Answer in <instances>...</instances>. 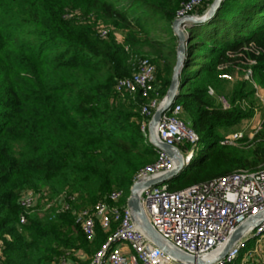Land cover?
Listing matches in <instances>:
<instances>
[{
	"label": "trees",
	"instance_id": "trees-1",
	"mask_svg": "<svg viewBox=\"0 0 264 264\" xmlns=\"http://www.w3.org/2000/svg\"><path fill=\"white\" fill-rule=\"evenodd\" d=\"M187 1L0 0V244L7 264H56L67 252L100 249L102 229L97 226L90 244L76 211L116 188L125 190V203L136 174L157 158L141 130L143 100L117 92L116 85L148 58L165 98L179 45L173 24ZM101 25L109 28L106 37ZM159 27L173 41L168 56L160 50ZM198 27L201 33L190 32L176 103L199 143H219L168 182L172 191L264 164V124L251 151L220 145L225 133L263 110L255 84L264 94V0H225L216 17ZM248 70L252 80L245 78ZM236 74L228 89L231 81L223 76ZM209 88L226 94L231 108L223 110ZM26 190L47 196L21 226L19 197ZM62 196L76 197L70 210H45Z\"/></svg>",
	"mask_w": 264,
	"mask_h": 264
},
{
	"label": "built area",
	"instance_id": "built-area-1",
	"mask_svg": "<svg viewBox=\"0 0 264 264\" xmlns=\"http://www.w3.org/2000/svg\"><path fill=\"white\" fill-rule=\"evenodd\" d=\"M212 1L189 0L183 3L177 11L176 20L189 15L199 16V8ZM107 35V30L101 32L102 37ZM156 73V66L148 58H142L138 60L132 76L119 80L116 85L119 93L149 99L147 104L141 105V130L149 141V123L163 101L155 88ZM252 77V71L248 70L245 78L252 80ZM223 78L232 80L229 75H224ZM255 88L264 112L262 92L256 84ZM208 93L217 99L223 110L231 108L225 95H217L213 88H209ZM150 94H154L155 98L150 99ZM182 116V105L175 103L157 125V136L162 143L180 150L186 168L196 155L200 138ZM245 135V131L234 132L232 138L226 135L221 139L220 145H236L247 138ZM183 146L188 148L184 150ZM155 150L156 160L136 174L134 183L151 180L176 168L175 161L169 155L156 148ZM45 196L46 192L34 190L21 193L19 205L24 211L20 218L21 226L27 223V215L36 208L41 197ZM125 198L124 189H114L93 207L76 211V223L88 241L96 238L97 226L108 232L107 240L88 264H182L159 249L142 231L128 206L129 197L123 203ZM140 199L151 225L168 244L188 256L211 260L222 252L240 226L251 218H261L264 215V164L257 169H241L179 191H172L168 183H165L143 190ZM75 202V196H62L47 205L45 210L55 206L60 212H66ZM251 242H254V247L246 251L241 264L259 263L257 258L264 253V216L261 223L251 227L217 264H237L242 251ZM69 257L70 252L63 254L56 264H71ZM0 264H7L1 244Z\"/></svg>",
	"mask_w": 264,
	"mask_h": 264
},
{
	"label": "water",
	"instance_id": "water-1",
	"mask_svg": "<svg viewBox=\"0 0 264 264\" xmlns=\"http://www.w3.org/2000/svg\"><path fill=\"white\" fill-rule=\"evenodd\" d=\"M224 1L225 0H213L212 4L203 15H189L182 19L175 20L173 24L174 34L179 39L177 62L174 68V75L171 86L161 105L156 110L149 123V138L150 143L152 144V146H154V148L165 152L175 161L176 168L173 171L168 172L167 174L153 178L151 180L139 181L134 183L128 199V206L133 212V219L142 229V231L159 249L163 250L166 254L182 264H217L229 254L233 246L245 236V234L250 230L251 227L257 226L261 223V219H263L264 216L262 215L261 218H251L250 220L245 222L232 235L229 242L226 244V246L218 256L211 260H204L188 256L187 254H184L183 252L168 244L151 225L142 207L140 199V194L143 190L168 183L172 179L178 177L185 169L184 156L182 155L180 150L176 147L164 144L158 139L157 125L161 121L162 116L167 111H169L180 98L182 90V74L185 68V62L188 56L190 44V30L195 26L206 24L213 18H215L222 8Z\"/></svg>",
	"mask_w": 264,
	"mask_h": 264
},
{
	"label": "rangeland",
	"instance_id": "rangeland-1",
	"mask_svg": "<svg viewBox=\"0 0 264 264\" xmlns=\"http://www.w3.org/2000/svg\"><path fill=\"white\" fill-rule=\"evenodd\" d=\"M159 26L162 27L163 24L160 23ZM200 28L201 27L193 28V29L190 30V32H195V33L199 32V33H201L202 31L199 30ZM98 30H99L98 32L101 33L104 30L109 31V28L106 27L105 25H101V27L99 26ZM157 31H158L159 35L161 36L159 38H161L160 41L162 42V44L161 43L160 44L163 45V46H161L159 44L160 47H162V48H160V50L163 52L164 55L168 56L169 53H170L169 52V48H170L169 45L173 42V41H171V35H169L166 30L161 29L160 27H159V29L157 28ZM118 38L122 39L120 35L118 36ZM152 38L157 40V34H155V32L152 33ZM178 44H179V41H178ZM151 50L152 49L149 48V47H146V49H145V51H147V52L151 51ZM169 58H170V60L173 63H175L174 57L170 56ZM176 62H177V60H176ZM161 64H164V63L161 61ZM189 72H190V70H188L186 72L185 76L188 75ZM236 77L239 78L237 76V74L234 77L232 76V80H230L231 83L229 85L230 87L228 89L232 88V86H233V84H234V82L236 80ZM184 92H185V90H184ZM224 95H226V94H224ZM262 95H263V98H264V94H262ZM138 97L141 98L140 96H135L133 98H138ZM149 98L153 99V98H155V95L154 94H150ZM142 100H143V102H142L143 105L147 104L149 102V99H146L145 101H144V99H142ZM185 117H187L186 114H185ZM263 120H264V112H263V110L258 109L256 111V114H255L253 119H250V120H247V121L243 122L242 125H240L238 128L233 129V130L225 133L223 137L228 135L229 138H232V135H233L234 132L245 131L246 132L245 136L247 137L248 140L247 141H243V142H239L236 145H230V146L231 147H235V148H242V149H244L246 151H251V150H253V148L256 147L255 144H254V139H255V137L257 135V131L262 129V125L264 124V123L262 124ZM259 127H261V129ZM218 141H219L218 138H204L203 141L197 145L196 157L200 158V157L204 156V154H206L210 150L211 147L216 146L219 143ZM253 247H254V242H251V243L247 244L246 250H245L244 254L242 255V257L245 255L246 251L248 252ZM242 257H241V261H240L239 264H241V262H242ZM243 260H244V258H243ZM257 260L259 261L258 264H264V253L263 252L260 254V257L257 258Z\"/></svg>",
	"mask_w": 264,
	"mask_h": 264
},
{
	"label": "crops",
	"instance_id": "crops-1",
	"mask_svg": "<svg viewBox=\"0 0 264 264\" xmlns=\"http://www.w3.org/2000/svg\"><path fill=\"white\" fill-rule=\"evenodd\" d=\"M101 232L105 235V240L101 243V245H102L105 243V241L108 237V232H104L103 230H101ZM97 238H98V234L93 241H91V242L89 241L90 244H94L96 242ZM95 252L89 255L83 250H74V251L70 252L69 261L71 264H88L90 259L92 258V256L95 254Z\"/></svg>",
	"mask_w": 264,
	"mask_h": 264
}]
</instances>
